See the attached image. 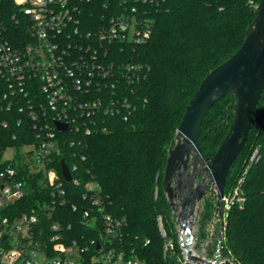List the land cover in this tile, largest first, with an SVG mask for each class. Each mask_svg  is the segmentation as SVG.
<instances>
[{
  "label": "trees",
  "instance_id": "16d2710c",
  "mask_svg": "<svg viewBox=\"0 0 264 264\" xmlns=\"http://www.w3.org/2000/svg\"><path fill=\"white\" fill-rule=\"evenodd\" d=\"M259 2L82 1L84 30L96 31L108 17L136 6L138 14L151 23L152 34L143 43L127 40L110 45L105 52L98 50L110 72L102 90L95 91L103 101L88 120L91 131L70 129L59 133V149L49 155L45 168L39 171L24 163L21 154L25 144L38 141L36 121L19 105L0 108V159L6 148L15 147V166L26 190L11 204L10 214L37 213L38 238L49 243L58 232L67 244L76 241L79 247H87L79 264H103L96 260L103 222L93 200L94 195L99 196L104 212L124 219L121 238L113 245L124 249L127 256H137L149 264H192L185 261L175 213L163 190L168 150L190 98L204 77L241 46ZM0 20L7 25L12 43L19 44L28 35L30 19L14 0H0ZM94 44L100 45L96 40ZM82 53L90 58L89 52ZM226 99L230 102L225 106ZM233 107L234 97L228 95L205 116L200 134L205 155L214 154L226 135ZM255 149L256 158L243 182L246 200L227 211L221 238V257L237 264H264V91L225 191L235 184ZM62 160L71 170L70 181L64 179ZM51 167L59 172L65 188L64 203L57 202L53 207L54 187L45 175ZM89 183H95L96 188L90 190ZM87 209L97 218L95 226L87 222ZM54 223H59L58 231L52 228ZM168 240L173 245L166 249ZM215 249L216 244L208 251L213 253Z\"/></svg>",
  "mask_w": 264,
  "mask_h": 264
},
{
  "label": "built area",
  "instance_id": "2783aa9c",
  "mask_svg": "<svg viewBox=\"0 0 264 264\" xmlns=\"http://www.w3.org/2000/svg\"><path fill=\"white\" fill-rule=\"evenodd\" d=\"M14 1L28 16L31 26L28 35L14 44L8 38L7 25L0 20V108L19 105L20 110H27L36 121L38 141L25 144L21 154L24 163L39 171L45 168L49 155L59 149V133L70 129L91 131L88 120L103 101L95 96V91L102 90L110 72V66L100 58L98 50L105 52L110 45L127 40L143 43L151 36L152 28L149 20L138 14L136 6L108 17L92 31L84 30L81 9L84 0ZM95 40L99 47L94 44ZM83 50L90 53V58ZM57 121L67 123L68 128L60 130ZM8 149L16 151L15 147H8L0 159V264H79L87 247H79L76 241L67 244L58 232L50 237L49 243L44 242L37 237V213L10 214L9 207L26 190L14 162L17 153L6 156ZM257 151H252L235 184L225 191L224 213L233 205L244 204L243 182ZM45 175L54 187L51 206L64 203L65 188L59 172L51 167L45 170ZM88 187L94 190L96 184L89 183ZM93 204L103 222L96 260L103 264H149L137 256H127L124 249L113 245L114 240L121 238L124 219L104 212L99 196L94 195ZM85 215L90 216L91 211L87 209ZM158 219L166 236L162 217ZM87 222L95 226L97 218L90 216ZM52 228L58 231L59 223H54ZM172 245V240H168L165 248Z\"/></svg>",
  "mask_w": 264,
  "mask_h": 264
},
{
  "label": "water",
  "instance_id": "95a60500",
  "mask_svg": "<svg viewBox=\"0 0 264 264\" xmlns=\"http://www.w3.org/2000/svg\"><path fill=\"white\" fill-rule=\"evenodd\" d=\"M264 91V0L248 26L241 46L224 62L212 69L190 98L168 150L163 190L172 210L178 215L180 243L184 258L192 264H237L230 259L211 260L194 249V222L205 196L216 192V215L225 229L224 196L231 168L244 149L257 106ZM233 95V118L216 152L207 157L200 138L205 116L223 97ZM60 130L68 124L57 121ZM192 166V171H191ZM205 173L196 184L198 172ZM66 180L73 176L62 160ZM220 250V248H218ZM221 256L217 254V257Z\"/></svg>",
  "mask_w": 264,
  "mask_h": 264
},
{
  "label": "rangeland",
  "instance_id": "374dc122",
  "mask_svg": "<svg viewBox=\"0 0 264 264\" xmlns=\"http://www.w3.org/2000/svg\"><path fill=\"white\" fill-rule=\"evenodd\" d=\"M226 102H230V99H226L223 101L225 106ZM222 103V104H223ZM228 108V107H227ZM209 126V125H207ZM208 127H206L207 129ZM16 151L8 149L6 151V156L14 155ZM216 192L211 190L201 202V205L198 209L197 216L194 222L195 236L196 240L194 243V249L199 254H204L207 258L214 260L218 258V260L225 259L224 257H217V254L221 255V241H222V225L221 220L218 215H216ZM206 211V213H205ZM226 216V212H225ZM176 225L179 230V221L178 215L175 213ZM198 237V238H197ZM179 240L180 233H179ZM214 244H216V249L213 253L209 252V248H213ZM220 248V250H218Z\"/></svg>",
  "mask_w": 264,
  "mask_h": 264
},
{
  "label": "flooded vegetation",
  "instance_id": "af4514ba",
  "mask_svg": "<svg viewBox=\"0 0 264 264\" xmlns=\"http://www.w3.org/2000/svg\"><path fill=\"white\" fill-rule=\"evenodd\" d=\"M207 157H209L210 155H206ZM191 171H192V166H191ZM205 176V173L202 172L201 170H199L198 172V176L197 178L195 179L196 180V184L200 183L202 181V178Z\"/></svg>",
  "mask_w": 264,
  "mask_h": 264
}]
</instances>
